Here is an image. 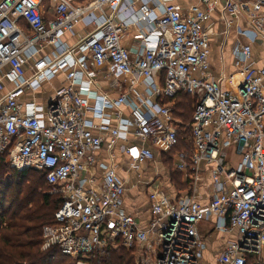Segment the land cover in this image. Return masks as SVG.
<instances>
[{
    "label": "built area",
    "instance_id": "1",
    "mask_svg": "<svg viewBox=\"0 0 264 264\" xmlns=\"http://www.w3.org/2000/svg\"><path fill=\"white\" fill-rule=\"evenodd\" d=\"M216 1L183 10L172 0H0V158L43 172L50 192L63 199L54 222L43 226V250L56 248L73 264H92L119 246L136 248L137 264H210L200 226L215 216L214 229L231 236L217 264H247L250 255L264 264V65L254 67L251 43L241 44L234 49L242 74L235 89L209 75L205 22ZM221 1L230 14L251 18V31L243 30L250 42L264 34V0ZM136 3L132 23L119 16ZM81 22L93 28L74 45L63 41ZM130 24L141 27L134 50L122 44ZM59 74L63 83L35 99ZM101 74L114 83L127 76L134 91L163 74L155 90L161 101L137 91V100L100 95L94 87ZM180 92L199 98L185 125L191 149L176 153V168L196 191L207 163L213 193L207 203L190 191L170 194L159 174L148 183L151 217L142 227L123 207L126 179L114 167L102 165L101 178L91 171L97 152L119 140L137 141L122 146L131 167L177 145L182 121L173 103ZM91 98L99 104L91 107ZM124 104L130 113H117L114 124L111 111Z\"/></svg>",
    "mask_w": 264,
    "mask_h": 264
},
{
    "label": "crops",
    "instance_id": "2",
    "mask_svg": "<svg viewBox=\"0 0 264 264\" xmlns=\"http://www.w3.org/2000/svg\"><path fill=\"white\" fill-rule=\"evenodd\" d=\"M172 1L184 10L188 9L192 5L198 4L200 0ZM47 7L50 9L49 15H53V9L49 6ZM138 9L139 3H136L132 11L133 13L125 12L119 16L127 22L132 23L135 17L134 14H138ZM105 11L109 13L110 9L106 7ZM258 11L259 13L264 14V5H262ZM156 13L159 14V10H157ZM251 22V18L245 12H241L236 15L230 14L224 8L221 0L214 3L211 16L209 20L205 22V26L209 31L212 47L209 55L208 73L212 78L220 83L224 90L235 89L242 79V74L234 55V49L237 45L251 43L253 66L259 68L264 65V34L259 35L253 42H250L249 37L243 33V30H246L247 32L251 31ZM92 28V25H89L86 22H81L74 27L72 32H67L63 35V41L69 45H74ZM140 30L141 27L139 24H130L122 37V44L134 50L139 43L137 35L140 33ZM61 83H63V75L59 74L51 80L44 89L40 90L34 98L39 100L42 97H45L49 90H53V88L59 86ZM129 83L130 82L127 76L121 77L118 83H114L112 78L101 74L97 81V85L94 87V91L112 99L117 98L120 93L124 92L128 94V97L131 100H137V91L141 97H147L152 102L161 101L160 96L155 92V90L160 89L163 86V74L159 76L156 75L153 78L152 83L146 85V88H143L140 85H135V91L130 88ZM97 104H99L97 99H90L91 107H94ZM119 112L124 116H128L130 113V107L124 104L119 109L111 111L112 114L110 117L114 124L117 122L116 114ZM87 115L90 121L94 123L99 122V118L95 115L93 110H89ZM133 142L137 143L135 139H131L129 142L119 140L115 148L111 151H109L106 146L102 147L97 152L98 163L91 172L96 175V177L101 178L105 172V169L102 167V165H104L105 167H114L119 175L126 179L127 190L123 196V207L128 213L134 214L139 219L142 227H147L151 217V206L147 191L148 183L152 180V178L149 179L150 177H156L160 174L163 184L170 194L176 195L180 191H190L191 193L197 194L198 198L203 203H207L209 201V197L213 193V186L210 179L209 166L205 162H203L200 166L201 177L198 181L199 188L196 191L191 189V183L189 184V179H187L188 174L186 173V177L183 181L186 182V186L182 190L177 188L179 190L178 191L171 182V175L167 167L163 164V162L160 163L158 158L152 162H141L137 164L135 167H139L142 164V170L144 171L147 169V176L143 179L142 175L136 176L137 173H133L131 175L133 177H131L133 181L131 180V182H128L127 178H130V172L133 167L130 165L129 156L122 150V146L124 144H132ZM156 153L158 156L160 151H157ZM215 221L216 217L212 216L210 220L202 222L200 226L201 232L206 237L207 242L205 259L210 264H217L218 255L231 238L230 235L214 229Z\"/></svg>",
    "mask_w": 264,
    "mask_h": 264
},
{
    "label": "trees",
    "instance_id": "3",
    "mask_svg": "<svg viewBox=\"0 0 264 264\" xmlns=\"http://www.w3.org/2000/svg\"><path fill=\"white\" fill-rule=\"evenodd\" d=\"M197 99L195 94L188 92H180L175 99V116L182 121L180 141L169 151L160 152L167 166H171L168 161L174 158V152L191 149L190 142L185 139L190 130L185 125L192 121ZM170 168L171 182L176 189L182 190L186 182H183L181 172ZM174 172L179 173L176 178ZM50 190L43 172L31 168L18 170L11 167L6 157L0 158V264H73L56 248L42 249L43 226L54 222L55 212L63 200L60 194ZM136 252V248L124 246L111 248L104 255L95 257L92 264H137ZM255 262L256 257L250 255L247 264Z\"/></svg>",
    "mask_w": 264,
    "mask_h": 264
},
{
    "label": "rangeland",
    "instance_id": "4",
    "mask_svg": "<svg viewBox=\"0 0 264 264\" xmlns=\"http://www.w3.org/2000/svg\"><path fill=\"white\" fill-rule=\"evenodd\" d=\"M193 93H191V95H192ZM197 98H199V97H197ZM198 100V99H197ZM176 101V100H175ZM175 101H174V103H173V105L175 104ZM175 106V105H174ZM196 106H197V103H195L194 105H193V111H192V114H191V117L193 116V114L195 113V110H196ZM178 118V117H177ZM179 119V118H178ZM189 133V132H188ZM189 137H190V135L187 137V138H185L186 139V141H188L189 140ZM189 142V141H188ZM233 149V148H232ZM231 150V149H230ZM159 154V153H158ZM174 154V158H172V159H170L169 161H168V165H171V166H167V164H165L164 162H163V157L159 154L158 156H157V153H156V159L158 158V161L160 162V163H162L163 162V164L165 165V166H167V169H168V171L169 172H171L172 171V169L170 168V167H174L173 169H175L176 168V160H175V156H176V152H174L173 153ZM232 154V153H231ZM228 157H232L233 158V160L234 159H236L237 160V158L235 157V155L234 154H232L231 156H230V153L228 154ZM149 168V167H148ZM143 169V165L141 164L139 167L137 166V167H133V169L131 170V172H130V178H127L128 179V182H131V180H132V174L133 173H137L136 174V176H141L142 175V177H143V179L147 176V174H146V171H147V169H145L144 171L142 170ZM135 171V172H134ZM181 172V174H182V179H183V181H184V178L186 177V174H185V172H182V171H180ZM175 174L173 175V176H175V178L177 177L176 175H178L179 173H176V172H174ZM134 176V175H133ZM132 177V178H131ZM157 177V176H156ZM156 177H150L149 179H151L152 178V180L153 179H155ZM148 179V180H149ZM133 181V180H132ZM263 261H264V256H263Z\"/></svg>",
    "mask_w": 264,
    "mask_h": 264
}]
</instances>
